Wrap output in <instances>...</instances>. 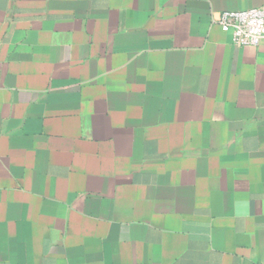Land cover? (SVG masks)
<instances>
[{
    "label": "crops",
    "instance_id": "1",
    "mask_svg": "<svg viewBox=\"0 0 264 264\" xmlns=\"http://www.w3.org/2000/svg\"><path fill=\"white\" fill-rule=\"evenodd\" d=\"M264 0H0V264H263Z\"/></svg>",
    "mask_w": 264,
    "mask_h": 264
},
{
    "label": "built area",
    "instance_id": "2",
    "mask_svg": "<svg viewBox=\"0 0 264 264\" xmlns=\"http://www.w3.org/2000/svg\"><path fill=\"white\" fill-rule=\"evenodd\" d=\"M217 24L235 45H258L264 40V7L222 11Z\"/></svg>",
    "mask_w": 264,
    "mask_h": 264
}]
</instances>
